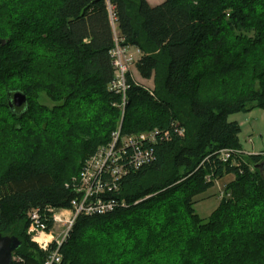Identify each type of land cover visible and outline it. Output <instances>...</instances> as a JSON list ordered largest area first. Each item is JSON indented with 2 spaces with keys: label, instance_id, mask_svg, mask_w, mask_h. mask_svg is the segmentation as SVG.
Wrapping results in <instances>:
<instances>
[{
  "label": "trees",
  "instance_id": "1",
  "mask_svg": "<svg viewBox=\"0 0 264 264\" xmlns=\"http://www.w3.org/2000/svg\"><path fill=\"white\" fill-rule=\"evenodd\" d=\"M0 10V233L21 240L19 264L45 256L29 243L27 212L68 208L71 180L119 123L121 95L107 88L115 37L140 52L136 71L155 84L127 74L120 133H161L153 159L101 195L117 205L76 219L60 264H264V151L219 158L242 149L228 117L264 112V0H0ZM13 91L26 95L19 113ZM227 174L202 219L195 203Z\"/></svg>",
  "mask_w": 264,
  "mask_h": 264
},
{
  "label": "built area",
  "instance_id": "2",
  "mask_svg": "<svg viewBox=\"0 0 264 264\" xmlns=\"http://www.w3.org/2000/svg\"><path fill=\"white\" fill-rule=\"evenodd\" d=\"M129 47L122 46L115 37V46L111 49L110 55L113 59L114 78L108 84L109 91L120 94L121 102L117 105L122 115L126 105V76L129 73L130 65L135 63L133 57L128 53ZM137 53L139 51L135 49ZM161 132L155 128L149 132H139L122 135L120 126L112 132L110 141L100 145L83 162L77 177L71 180L75 197L70 201L68 208H45L40 213L38 208H32L27 212L28 227L26 234L44 253L41 264H60L62 254L59 248L69 236L76 219L83 216H93L111 211L116 205L115 199H103L104 192H117L121 178L127 175L130 169H138L147 165L153 159V153L149 145L155 144ZM184 128L178 129V134L183 136ZM168 136L167 132H164ZM241 150L222 149L219 151V158L222 161L232 159L236 163L235 156L241 155ZM130 162V164H127ZM68 186V185H67ZM46 216H44V215ZM46 219L50 220L52 227L48 228ZM61 226L63 238L58 239L53 228ZM64 227V230H63ZM21 256L12 254V263L19 264Z\"/></svg>",
  "mask_w": 264,
  "mask_h": 264
},
{
  "label": "rangeland",
  "instance_id": "3",
  "mask_svg": "<svg viewBox=\"0 0 264 264\" xmlns=\"http://www.w3.org/2000/svg\"><path fill=\"white\" fill-rule=\"evenodd\" d=\"M163 1L164 0H147V3H149L150 5H154V4L157 5ZM6 14H7V10H6V12L0 10V18H1L0 22H2V23L4 22V19H6V17H5ZM128 53H129V55H131L133 57V60L137 59L138 53L136 51H134L133 47L128 49ZM129 69H130L129 73L131 74V77H132L134 82H136L137 84H139V85H141V86H143V87H145L151 91L154 90L155 84H154L153 78H151L149 80L142 79L138 75L134 63H133V65H130ZM37 102L41 105H44V106H47L50 108L54 105L43 93H41L39 95V97L37 98ZM140 106L143 107V104L141 102H140ZM96 107L98 109H100V106L96 105ZM119 111H120L119 123H118V125L114 131H116L119 126L121 128L120 124L122 123L123 115H122L121 110H119ZM124 111H125V109H124ZM123 114H124V112H123ZM228 121H237L240 125L241 130L239 132L238 138H239V141H240L241 147H242V149H241L242 153L240 155V158H242V160L246 159L248 154L263 153V151H264V112L262 109L256 107V108H252L249 111H245V112L239 111V113L230 115L228 117ZM155 128H158V127L150 128V129H147L146 131H142V132H149ZM11 134L14 135L15 133L11 132ZM111 135H112V133H111ZM124 135H126V134H124ZM110 138H111V136H110ZM32 145H34V144H32ZM226 181H227V179L222 180V182H220V186H218V183L216 181L215 185L212 188H210L209 190H207V192H205L202 195V197L200 196L199 197L200 200H197V202L195 203V206H194L195 211L202 219H207V217L210 215V213L216 208L217 204L219 203L218 201H220L222 198V194L224 192V185H225ZM60 228H61V226L58 224L56 227L53 228L54 234L58 237L59 240L63 238V234H62V231L60 230ZM63 230H64V227H63ZM89 239H86L84 242L87 243V240H89ZM30 242L33 243L34 245H36L29 238V243ZM84 242H83V244L85 245ZM29 243H24V250L25 251H29V250L31 251V249H33L29 246ZM36 247H37V245H36ZM39 250L42 251L41 249H39Z\"/></svg>",
  "mask_w": 264,
  "mask_h": 264
},
{
  "label": "water",
  "instance_id": "4",
  "mask_svg": "<svg viewBox=\"0 0 264 264\" xmlns=\"http://www.w3.org/2000/svg\"><path fill=\"white\" fill-rule=\"evenodd\" d=\"M6 40L0 37V47L5 45ZM7 104L10 110L16 107L26 108V95L21 91L7 92ZM21 240L14 235H1L0 233V264H10L12 253L21 246Z\"/></svg>",
  "mask_w": 264,
  "mask_h": 264
},
{
  "label": "crops",
  "instance_id": "5",
  "mask_svg": "<svg viewBox=\"0 0 264 264\" xmlns=\"http://www.w3.org/2000/svg\"><path fill=\"white\" fill-rule=\"evenodd\" d=\"M134 51H135V48H134ZM139 56H140V52L138 53L137 59L139 58ZM137 59L135 60V62L137 61ZM225 179H227V181L225 182V185H226L229 181H231L233 179V175L227 174V175L223 176L221 179L217 180L218 186H220V182H222V180H225Z\"/></svg>",
  "mask_w": 264,
  "mask_h": 264
},
{
  "label": "flooded vegetation",
  "instance_id": "6",
  "mask_svg": "<svg viewBox=\"0 0 264 264\" xmlns=\"http://www.w3.org/2000/svg\"><path fill=\"white\" fill-rule=\"evenodd\" d=\"M20 111H21V107H19V108L16 107V108L14 109V112H16V113H17V112L19 113Z\"/></svg>",
  "mask_w": 264,
  "mask_h": 264
},
{
  "label": "bare ground",
  "instance_id": "7",
  "mask_svg": "<svg viewBox=\"0 0 264 264\" xmlns=\"http://www.w3.org/2000/svg\"><path fill=\"white\" fill-rule=\"evenodd\" d=\"M114 46H115V44H114ZM112 61H113V59H112ZM12 254H13V253H12ZM10 264H13V263H12V260H11V263H10Z\"/></svg>",
  "mask_w": 264,
  "mask_h": 264
}]
</instances>
